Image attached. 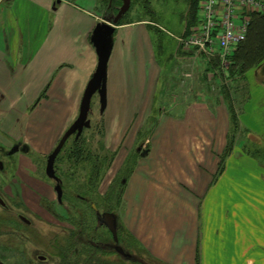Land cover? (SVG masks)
I'll use <instances>...</instances> for the list:
<instances>
[{
  "label": "crops",
  "instance_id": "crops-1",
  "mask_svg": "<svg viewBox=\"0 0 264 264\" xmlns=\"http://www.w3.org/2000/svg\"><path fill=\"white\" fill-rule=\"evenodd\" d=\"M95 6V0H0V116L24 115L41 96L47 104L29 113L47 106L78 113L97 66ZM153 25L163 32L147 20L116 24L107 61L112 175L131 150L138 154L122 182L123 226L163 264H197L198 258L199 264H264V160L238 148L221 159L230 115L208 80L197 81L195 90L163 92L156 55L163 41L152 35ZM252 72L233 99L240 128L264 144V64ZM98 99L96 92L91 102Z\"/></svg>",
  "mask_w": 264,
  "mask_h": 264
},
{
  "label": "rangeland",
  "instance_id": "rangeland-1",
  "mask_svg": "<svg viewBox=\"0 0 264 264\" xmlns=\"http://www.w3.org/2000/svg\"><path fill=\"white\" fill-rule=\"evenodd\" d=\"M66 1L75 3L78 0ZM144 1L148 2V9L152 14L147 13V8H142ZM95 3L94 11L98 15V23H111L110 17L114 16L117 12L112 11L105 0H95ZM127 12L125 15L126 20L155 21L153 23L163 30V48L156 55L158 62L163 68L164 93L167 90L169 93L171 89L172 91H176L180 86L195 90L196 84H198L197 81L202 82L199 81L202 79L210 81L209 90L216 92V94H219L220 91V89H217L218 85L224 84L230 88L232 98H234L236 93L233 94L231 88L239 83L244 84L245 76L236 77L234 82L227 77V70L232 63L230 59L234 49L224 55H197L195 58L199 62L194 59L192 53L180 49L178 38L184 36L182 34L185 30L186 15L188 13V5L185 0H131ZM152 35L156 39L157 36L154 32ZM190 56L194 61L189 58ZM209 58L218 59L221 66L219 65V68L216 69L207 66L208 64L205 62ZM263 64L245 70L244 74H252V71L257 68L260 69V67H263ZM182 78L184 79L183 83L181 82ZM251 85H255V82L252 81ZM160 87H162L161 84H159V90ZM159 96L160 91L157 93L156 101H160ZM222 98L224 100L223 95H220V99ZM27 100L25 99L24 103ZM44 100L46 101L47 99L42 96L35 99L34 103L29 105L28 112L24 115L8 113L0 116V122L4 123V129L0 130V148L2 150L0 160L6 162V169L3 172L0 171V194L6 198L12 209V213H3L0 207V216L4 219V223L0 224V260L5 264H51V260H47L48 262L46 263L40 262L38 256L44 257L43 255L50 254L48 252V243L51 242L52 236L57 234L60 228L64 226L55 217H58V214L61 217L62 215L71 217L69 214L70 210L64 209L67 196L70 195L71 191L81 192L84 188L86 193L82 192V195L86 199L88 217L92 218L97 226H103V238L108 245V248L104 252V264H163L154 259L135 238H132L133 236L123 226L124 185L120 177L125 168L112 175L113 168L109 169L113 165L112 161L109 164L110 166L103 168V165L107 163L101 162L99 159L104 156H106V159H110V153H114L106 145L105 124L107 122V115L104 114V105H102L100 97L94 103L90 101V106L82 121L83 126L80 130L77 129L73 134H70L60 148V154H64L62 151H66V145L70 144L74 139L77 140L80 136V144H82L85 152L88 151L93 155L98 154V159L96 158L93 161V159L88 157L86 160L84 158L83 161L78 159L75 163L74 160L69 158L67 161L63 160L56 167V169L58 168L56 179L50 177L47 171L46 159L48 155L52 154L51 149L53 146L60 141L64 134L78 120L80 107L78 113L72 115L54 112V109L48 106L40 109L39 114L35 112L33 114L29 113V110H32L37 105L47 104ZM19 102L21 104L23 100ZM233 103L235 104L234 99ZM94 104H98L100 106L99 109L93 108L92 105ZM235 105L236 107L238 106V104ZM154 121L155 117L152 116V122ZM153 126L154 124L152 123L151 131ZM251 140L256 141L257 144ZM245 145L246 147L254 145L255 147L264 149V144L261 140L254 136H249L247 132H241L239 137L234 138L232 146L233 149L238 148L243 151L245 150ZM24 146L33 150V154H38L39 157L31 155L32 152H29L30 154L28 155H22L21 151L16 152L11 157L6 156L12 147L19 150ZM18 154H20V159L18 158L19 161L16 164ZM134 155L135 150H131L125 159L126 164H131L136 159ZM27 156H30V158ZM262 157L264 158V151ZM36 162L37 168L34 165ZM13 163L14 165H12ZM32 163L34 164L32 165ZM60 182L63 185L59 184ZM56 184L64 187V194H62V201L64 203L61 204L62 207L59 206L60 198L57 197L55 191ZM90 203L94 205L96 203L97 206L95 205V207L97 210H94ZM105 211L111 212L116 218V240L113 239L109 229L97 218L98 213ZM65 213L68 215H65ZM20 214L26 215V217L31 219L32 225L30 227H25V224L19 221L18 217ZM117 246L125 253H131V257L134 255L137 263L134 262L133 257L132 262L134 263H130L126 259V255H122L123 253L121 254L116 250ZM57 258L61 261L63 259L70 261L73 256L64 255L63 259ZM55 260L54 262H56ZM197 263H199V258Z\"/></svg>",
  "mask_w": 264,
  "mask_h": 264
},
{
  "label": "trees",
  "instance_id": "trees-1",
  "mask_svg": "<svg viewBox=\"0 0 264 264\" xmlns=\"http://www.w3.org/2000/svg\"><path fill=\"white\" fill-rule=\"evenodd\" d=\"M105 1L107 4H109L110 9L114 12H117L119 5H121V0H105ZM132 1H134V0H132ZM185 1H186V4L188 5V13L186 15L185 30H184V33L182 35L188 34L190 32V29L196 24V13L198 10L197 0H185ZM147 3L148 2L144 1L142 8H144V9L147 8V13L152 14L151 11L148 9ZM127 13L128 12H126L122 16V18L119 20L117 25L123 24V23L129 21V20L125 19V17H126L125 15ZM153 22H155V21H153ZM155 31L158 32L156 35L157 40L161 42L163 40V34H162L163 32L161 30H158L156 27H155ZM233 51H234L233 55L231 56V59H230V62H232V63H231V65H229V68L227 70L228 71L227 77L229 79H231L233 82H234V80H236V77H238V76L244 77L245 76V74H244L245 70H248L252 67H256V66L264 63V13L253 12L250 14V21H249V26H248L246 38ZM205 63H207L208 64L207 66H209L213 69L219 68V65H220V61L218 59H212V58H209ZM218 75H221V74H218ZM208 82L209 83L207 84V88L210 89V81H208ZM235 87H236V85L231 88L233 90V94L235 91L234 90ZM217 89L218 90L220 89L219 94L223 95L224 100L227 103V108H228L229 115H230V129H229V133H228L227 144L225 146V149H224V152L222 155V160H223V158L226 157V155L232 151V149H233L232 145H233L234 138L239 137L241 132L246 133L248 131L246 129H241L239 126V122H238V118H237L236 105L233 103V98H232V93H231L230 88L226 87L224 84H220V85H218ZM152 116L155 117V114H153ZM151 122H152V117H151ZM152 123H154V122H152ZM80 142H81V138L79 136L77 138V140L74 139L70 144H67L68 146L66 145L67 149H66L65 153H66V156H69L68 157L69 159L74 160V163L78 159H81L83 161L84 158L86 160V158H88V157H90V159H93V161H95L96 158L98 159V156H97L98 154L93 155V154H90V152H88V151L85 152V150L82 147V144H80ZM244 149L245 150H243V151H245L246 153L250 154L251 156H253L255 158H258V159L263 158L262 155H263L264 149H262V148L255 147L254 145H252L251 147H246V145H245ZM135 155L138 156L137 153H135ZM113 157H114V153H110V159L109 158L106 159V156L99 158L101 160V162L104 161L107 163L106 165H103V168L106 166L107 167L110 166L109 164L113 160ZM127 162H129V161L127 160ZM134 164H135V159L132 161L131 164H126V162L124 163L123 168H125V169L123 170L122 176L120 177L121 180L125 179L126 175H128L132 171ZM94 167H96V166H94ZM88 177H89V175H88ZM83 190H84V188H83ZM83 190L81 192L71 191L70 195L67 196L69 199L67 198L66 200L68 202L73 203L76 200H79L78 197L81 196V197H83L82 202L86 205L85 208H87L85 196L82 195V192L85 194L86 191L85 190L83 191ZM74 194H77L76 197L74 196ZM71 198H73V199H71ZM95 205H96V203H95ZM72 210H73V208H72ZM72 214H73V212H72ZM72 214H70L71 217H72ZM88 216H89L88 210L86 209L87 224H88V227H91L94 220L92 218H89ZM90 248H92V247H90ZM74 258H75V255L73 256V258L70 261H66L62 258L63 260L60 264H69V263L70 264H73V263L85 264L82 262L83 259L81 257L76 256V258L75 259ZM73 259H74V261H73ZM197 261H198V259H197ZM135 262H136V260H135ZM197 264H199V263H197Z\"/></svg>",
  "mask_w": 264,
  "mask_h": 264
},
{
  "label": "flooded vegetation",
  "instance_id": "flooded-vegetation-1",
  "mask_svg": "<svg viewBox=\"0 0 264 264\" xmlns=\"http://www.w3.org/2000/svg\"><path fill=\"white\" fill-rule=\"evenodd\" d=\"M73 134V133H72ZM58 144V143H57ZM54 145L53 148L51 149V151L53 152V150L55 149V147L57 146ZM22 152V155H28L30 154L29 152H32L31 155L33 156H37L39 157V155H34L33 154V150L29 149L27 146L22 147V149L17 150L15 147H12L6 154L7 157H11L13 155L16 154V152ZM2 152L1 148H0V153ZM64 154H60L61 153V149L58 151V153L51 158H49L51 155H48V158L46 159L47 161V166L48 163H50V177L56 179V167L58 166V164H61V161H67L69 156H66L65 151H62ZM19 155V156H18ZM17 156V160H16V164L20 159V154H18ZM30 158V156H27ZM19 158V159H18ZM1 163V168L0 171L3 172V170L6 169V162L4 160H0ZM34 163H32L33 165ZM14 165V163L12 164ZM11 165V166H12ZM35 165V168H37V162ZM47 174V173H46ZM59 184H62L61 182ZM59 184H56L55 186V191H56V187L59 186L61 189V196H60V205L63 204L64 202L62 201V194H64V187ZM57 193V191H56ZM77 194H74V196L76 197ZM58 197V194H57ZM78 202H68L67 200H65V207L64 209L66 210H70L69 214H72V217L69 216H64L62 215L58 217H55L56 219H58L59 222L63 223V227L60 228L59 230V234H55L52 236L51 242L48 243V252L50 254L48 255H43L42 256H38V259H40V262L42 263H46L48 262L47 260H51V264H60L62 261L57 257L62 258L64 255H70V256H77V257H81L83 259V263L85 264H104L105 262V256H104V252L105 250L108 248V245L105 243L104 241V235H103V226L101 225H96L95 221H93V224L91 227H88L87 224V219H86V205L82 202L83 198L81 196L78 197ZM0 200L2 201V203H0V207L2 209L3 213H12V209L9 206L6 198H4L1 194H0ZM92 208L94 210H97V208L95 207V205L92 203L91 204ZM62 207V206H61ZM73 208V210H72ZM75 209V210H74ZM56 213V212H54ZM53 213V215H54ZM19 214V213H18ZM67 213H65L66 215ZM68 215V214H67ZM22 217V218H21ZM68 217V218H67ZM19 221L23 224H25V227H30L32 225V221L31 219H29L28 217H26V215L20 214L19 215ZM0 219H2V217L0 216ZM4 223V219L0 220V224ZM66 223V224H65ZM92 223V222H91ZM92 247V248H90ZM51 249V251H50ZM110 249V248H109ZM119 252V251H118ZM120 253V252H119ZM122 254V253H121ZM122 255H126V259L130 261V263H134L135 262V257L134 255L132 256L134 259V262H132V257H131V253L128 252H124ZM57 259V260H55ZM54 260L56 262H54Z\"/></svg>",
  "mask_w": 264,
  "mask_h": 264
},
{
  "label": "built area",
  "instance_id": "built-area-1",
  "mask_svg": "<svg viewBox=\"0 0 264 264\" xmlns=\"http://www.w3.org/2000/svg\"><path fill=\"white\" fill-rule=\"evenodd\" d=\"M196 24L178 41L195 56L224 55L246 38L250 14L264 13V0H197Z\"/></svg>",
  "mask_w": 264,
  "mask_h": 264
},
{
  "label": "water",
  "instance_id": "water-1",
  "mask_svg": "<svg viewBox=\"0 0 264 264\" xmlns=\"http://www.w3.org/2000/svg\"><path fill=\"white\" fill-rule=\"evenodd\" d=\"M131 4V0H121V5L117 11V13L110 17L111 23L101 22L97 23L91 36V42L93 43L96 54H97V66L95 69V73L93 74L92 78L90 79L85 92L83 94L81 104H80V111L78 120L74 123L72 128L67 131L64 136L60 139L57 146L53 150L51 154V159L54 157L58 151L60 150L61 146L63 145L64 141L67 137L72 134L75 130H80L83 126L82 121L84 119L85 114L90 106L91 97L94 93H98L102 105H104V96H105V79H106V69H107V61L111 51L112 46V35L114 32V28L116 23L122 18V16L128 11ZM140 150V148L138 149ZM146 151H142L141 155L144 154ZM1 168V163H0ZM47 171H50V163H48ZM56 191L58 194V198L61 196V189L59 186L56 187ZM0 203L2 201L0 200ZM22 218V217H21ZM97 218L109 229L112 234L114 240L117 239V232H116V218L115 216L109 212L105 211L103 213H98ZM116 250L120 253H123L120 247H116ZM0 264H5L0 260Z\"/></svg>",
  "mask_w": 264,
  "mask_h": 264
}]
</instances>
